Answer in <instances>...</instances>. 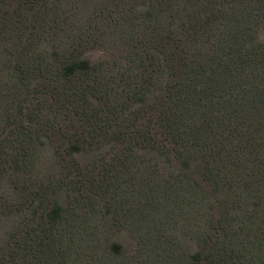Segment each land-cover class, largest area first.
<instances>
[{
  "label": "trees",
  "instance_id": "trees-1",
  "mask_svg": "<svg viewBox=\"0 0 264 264\" xmlns=\"http://www.w3.org/2000/svg\"><path fill=\"white\" fill-rule=\"evenodd\" d=\"M263 35L264 0H0V264H264Z\"/></svg>",
  "mask_w": 264,
  "mask_h": 264
},
{
  "label": "rangeland",
  "instance_id": "rangeland-1",
  "mask_svg": "<svg viewBox=\"0 0 264 264\" xmlns=\"http://www.w3.org/2000/svg\"><path fill=\"white\" fill-rule=\"evenodd\" d=\"M262 37L264 38V35ZM100 56H101L100 53H94V54L90 55L89 57L92 60H97L100 58Z\"/></svg>",
  "mask_w": 264,
  "mask_h": 264
}]
</instances>
